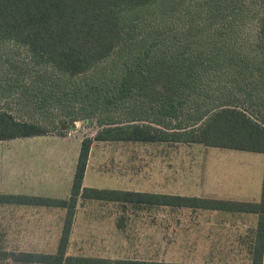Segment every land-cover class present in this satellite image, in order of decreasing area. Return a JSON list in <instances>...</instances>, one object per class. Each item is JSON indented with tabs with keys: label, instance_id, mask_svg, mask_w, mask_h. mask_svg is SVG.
Segmentation results:
<instances>
[{
	"label": "trees",
	"instance_id": "trees-1",
	"mask_svg": "<svg viewBox=\"0 0 264 264\" xmlns=\"http://www.w3.org/2000/svg\"><path fill=\"white\" fill-rule=\"evenodd\" d=\"M256 1L261 11L257 25L249 28L244 25L251 16L245 0H0V46L25 48L26 66L37 71L28 88L43 92L38 96L29 89L34 103L45 105L53 92L57 97L79 92L80 112L95 113L85 103L129 112L101 119L95 135L82 139L68 197L0 192V205L65 209L55 252L0 248V264H202L68 254L77 206L84 200L113 201L125 208L255 213L250 264H264V172L258 201L84 185L95 141L200 143L264 154V0ZM160 62L175 63V69H159ZM24 71L0 75V91L13 88ZM53 76L73 88L47 90L51 82L61 84ZM192 82L193 96L187 91ZM77 112L50 125L0 106V141L66 136L75 128Z\"/></svg>",
	"mask_w": 264,
	"mask_h": 264
},
{
	"label": "rangeland",
	"instance_id": "rangeland-1",
	"mask_svg": "<svg viewBox=\"0 0 264 264\" xmlns=\"http://www.w3.org/2000/svg\"><path fill=\"white\" fill-rule=\"evenodd\" d=\"M245 2L249 3L251 16L244 25L254 28L261 6L256 0ZM0 55L1 76L10 77L25 69L13 88L7 86L0 91V106L9 107L21 116L32 117L50 125L68 112L78 111L74 114L75 128L63 138L50 134L0 141V191L68 197L82 139L95 135L102 124L101 119H109L112 116L125 117L129 112H125L124 107L115 106L109 110H104L103 106L93 107L96 105L94 101H91L93 108L87 107V103L84 105L90 111L94 109V114L80 112L83 94L79 92L74 95L60 94L59 97L53 92L50 100L39 106L41 103H34V96L29 94V89L35 91L32 90L33 87H28L37 71L30 68V65L26 66L25 48L13 43L6 44L0 46ZM163 59L172 60L171 57ZM157 67H165L166 71L172 72L175 63L160 62ZM52 80L60 81L61 84L51 82L53 87L49 86L47 90L73 88L65 83L63 78L53 76ZM57 84L59 86H56ZM23 90L27 92L22 93ZM187 91L193 96V82ZM42 93L36 92L38 96ZM127 106L131 107L129 104ZM217 152L219 155L214 156ZM223 154L224 158L220 157ZM263 157L264 155L258 152L200 143L95 141L84 185L203 196L204 187L199 184L198 188L193 186V176L203 178L206 167L207 170L216 168L220 163L222 166L236 169V174L237 169L247 168L257 176L259 160ZM28 176L32 180L27 179ZM52 180L57 184L56 188L51 184ZM26 185H38L40 188L29 190ZM81 204L71 233L68 254L202 264L250 263V255L239 253L235 248L228 246L233 242L236 233L249 231L241 229L240 225L236 226L237 219L232 213L169 206L145 208L128 205L125 208L117 202L103 200H84ZM32 207L47 211L54 206L31 205ZM12 217L11 206L0 205V248L13 251L53 247V244L49 243L48 246L40 244L43 241L41 238L14 237L7 230L9 236L5 237L7 232L3 227L5 228V223ZM121 219L120 227L118 223ZM53 220L57 222V217ZM46 221L49 222L48 217ZM54 222L48 225L55 228L57 223Z\"/></svg>",
	"mask_w": 264,
	"mask_h": 264
},
{
	"label": "crops",
	"instance_id": "crops-1",
	"mask_svg": "<svg viewBox=\"0 0 264 264\" xmlns=\"http://www.w3.org/2000/svg\"><path fill=\"white\" fill-rule=\"evenodd\" d=\"M53 136L63 138V136H59V135H53ZM208 155L209 154L207 152V157ZM213 155L214 156L219 155V152L214 153ZM224 156L225 155L223 154L220 157L224 158ZM20 157L22 158V156ZM259 164H260L259 174L257 176H254L252 170L250 171V169L247 168L237 169V174H236V169L228 166H222L220 165V163H218L216 168H211V169L208 168L207 170L206 167L205 176L203 178L198 179L197 175L193 176V186L198 188L197 186L199 184V186L204 187V189L202 190L205 191V195L203 196H208L211 198L237 200V201H258L261 197V190H262L264 157L262 160H259ZM209 170H215V171L210 172ZM43 175H46V173H43ZM47 176L49 175L47 174ZM27 179L32 180L29 176L27 177ZM72 180H73V176H72ZM51 184L56 188L57 184L55 183L54 180H52ZM39 188L40 186L38 187V185L36 186L26 185V189L29 190H36ZM3 193H19V192H3ZM27 194H33V193H27ZM33 195H37V194H33ZM196 195L202 196V194H196ZM60 198H66V197H60ZM81 203H83V201L79 202L77 206V213H76L77 216L80 211V206L82 205ZM5 205H10L13 210V217L9 218V221L5 223L7 225H5V228L3 227L5 231L6 230L9 231V233H12L14 237L28 236L31 238L32 237L41 238L43 239V241H41L40 244L43 245L48 246V243L50 245L53 244L52 248L49 247L51 249L31 248V249H21L22 251L53 253L57 250L58 241L61 235V230L63 225V219L65 215L64 208L52 207L51 209H47V211H45V209L41 211L38 208H33V207L31 208V205H25V204H5ZM213 211H219V210H213ZM222 212H229V211H222ZM229 213L234 214L233 217L237 219L236 226L240 225L241 229L249 230V231L247 233L243 232L244 234L236 233L233 242H230L228 246L230 248H235L236 251L239 253L244 252L250 255V251L253 248V238H254L253 231L256 228L258 216L255 213H236V212H229ZM47 217L49 222L46 221ZM54 217H57V222H54L53 220ZM52 221L54 223H57V226H55V228L48 225V224H52L53 223ZM232 223H234V221H232ZM9 233L8 232L5 233L4 236L8 237Z\"/></svg>",
	"mask_w": 264,
	"mask_h": 264
}]
</instances>
